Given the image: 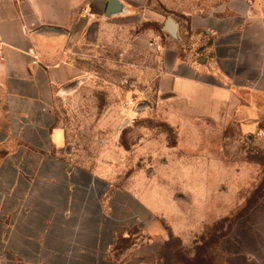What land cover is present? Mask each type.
<instances>
[{
    "label": "crops",
    "instance_id": "0c3cea01",
    "mask_svg": "<svg viewBox=\"0 0 264 264\" xmlns=\"http://www.w3.org/2000/svg\"><path fill=\"white\" fill-rule=\"evenodd\" d=\"M119 1L125 13L104 22L109 0H0V264H115L111 251L117 240L138 243L165 235L159 210L146 197L73 162L65 131L56 125V94L80 80V63L96 50L91 40L104 24L138 16L159 20L155 4L165 11L174 6V0ZM258 2L225 0L218 15L191 14L188 31L211 35L205 63L192 54L158 80L157 106H190L196 119L177 125L184 159L173 168L160 163L147 175L187 170L201 181L186 189L190 197L178 194L160 206L181 200L209 208L215 190L225 191V183L213 184L216 174L232 185L225 176L232 174L225 152L216 166V133L228 137L234 126L240 139L264 142V65L241 62L243 40L230 34L234 25L226 21L254 15ZM238 162L239 169L252 167ZM155 192L161 199V191ZM259 216L252 235L233 231L222 238L227 262L246 263L252 255L246 250L248 235L259 255L264 252V207ZM214 219L208 211L195 215L193 224ZM175 234L184 238L181 231ZM252 256L257 260V252Z\"/></svg>",
    "mask_w": 264,
    "mask_h": 264
},
{
    "label": "rangeland",
    "instance_id": "374dc122",
    "mask_svg": "<svg viewBox=\"0 0 264 264\" xmlns=\"http://www.w3.org/2000/svg\"><path fill=\"white\" fill-rule=\"evenodd\" d=\"M224 1L174 0L170 11L154 5L162 14L159 20L138 16L131 22L104 24L91 40L96 50L80 63V80L63 86L56 94V125L65 131L74 152L73 162L107 178L116 187L146 197L161 215L164 237H149L138 243L117 240L111 251L115 264H264V252L259 255V245L250 243L249 237L260 227L259 214L264 207V142L240 139L234 126L230 128L229 141L226 135L216 133L214 149L220 157L215 161L222 163L225 152V160L232 166V174L225 176L232 185L216 174L213 184L225 183V191L215 190L209 208L181 200L176 201L177 206L159 205L178 194L190 197L186 189L201 182L194 173L185 170L173 176L147 175L158 171L160 163L173 168L187 155L178 150L182 139L177 125L183 118L195 120L196 112L190 106L158 107V80L171 71L176 61H186L192 54V58L205 63L206 38L211 35L200 37L188 31L190 15H218ZM258 3L254 15L226 20L234 25L230 34L243 40L241 62L257 66L264 65V0ZM167 17L180 25L178 39L163 32ZM111 20L104 18V22ZM151 43L160 45L161 52ZM240 158L252 167L239 169ZM218 162L217 167L222 165ZM242 171L245 174L241 175ZM158 190L161 199L155 194ZM207 209L214 213L215 221L193 224L195 215L206 214ZM175 231L184 233L186 240ZM233 231L249 234L246 250L252 255L257 252V260L247 255L246 263L242 259L227 262L219 243Z\"/></svg>",
    "mask_w": 264,
    "mask_h": 264
},
{
    "label": "water",
    "instance_id": "95a60500",
    "mask_svg": "<svg viewBox=\"0 0 264 264\" xmlns=\"http://www.w3.org/2000/svg\"><path fill=\"white\" fill-rule=\"evenodd\" d=\"M124 13L125 7L119 0H109L104 18L110 19L112 17L123 15ZM163 29L171 38H179V25L172 17L166 18Z\"/></svg>",
    "mask_w": 264,
    "mask_h": 264
},
{
    "label": "built area",
    "instance_id": "2783aa9c",
    "mask_svg": "<svg viewBox=\"0 0 264 264\" xmlns=\"http://www.w3.org/2000/svg\"><path fill=\"white\" fill-rule=\"evenodd\" d=\"M151 45V47H153L157 52H161V50H162V47L160 46V45H156V44H154V43H151L150 44ZM1 51H0V60H1Z\"/></svg>",
    "mask_w": 264,
    "mask_h": 264
}]
</instances>
